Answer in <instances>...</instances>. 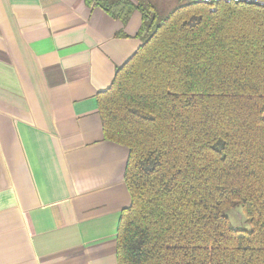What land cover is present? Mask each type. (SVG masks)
I'll list each match as a JSON object with an SVG mask.
<instances>
[{"label": "trees", "instance_id": "obj_1", "mask_svg": "<svg viewBox=\"0 0 264 264\" xmlns=\"http://www.w3.org/2000/svg\"><path fill=\"white\" fill-rule=\"evenodd\" d=\"M95 2L141 16L96 96L104 140L128 149L116 263L264 264V0Z\"/></svg>", "mask_w": 264, "mask_h": 264}, {"label": "crops", "instance_id": "obj_2", "mask_svg": "<svg viewBox=\"0 0 264 264\" xmlns=\"http://www.w3.org/2000/svg\"><path fill=\"white\" fill-rule=\"evenodd\" d=\"M140 20L95 0H0V264H117L128 149L104 140L96 96Z\"/></svg>", "mask_w": 264, "mask_h": 264}, {"label": "rangeland", "instance_id": "obj_3", "mask_svg": "<svg viewBox=\"0 0 264 264\" xmlns=\"http://www.w3.org/2000/svg\"><path fill=\"white\" fill-rule=\"evenodd\" d=\"M168 1V0H166ZM171 1L173 0H170V3ZM169 3V2H168ZM170 3L169 4H164L161 9L162 10H167L168 8H170L172 6V3H171V6H170ZM227 216L231 222V224L237 228V229H241V228H247L248 227V224L246 222V219L242 213V211L240 210L239 207H233L232 209H230L229 211H227Z\"/></svg>", "mask_w": 264, "mask_h": 264}, {"label": "built area", "instance_id": "obj_4", "mask_svg": "<svg viewBox=\"0 0 264 264\" xmlns=\"http://www.w3.org/2000/svg\"><path fill=\"white\" fill-rule=\"evenodd\" d=\"M190 1L201 2L205 4H213L217 1H222L225 3H232V2L249 1V0H190Z\"/></svg>", "mask_w": 264, "mask_h": 264}]
</instances>
